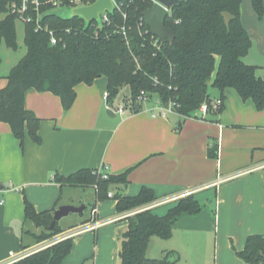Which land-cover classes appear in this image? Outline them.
Returning a JSON list of instances; mask_svg holds the SVG:
<instances>
[{"label": "trees", "instance_id": "obj_1", "mask_svg": "<svg viewBox=\"0 0 264 264\" xmlns=\"http://www.w3.org/2000/svg\"><path fill=\"white\" fill-rule=\"evenodd\" d=\"M11 0H0V43L17 50L16 20L8 14ZM242 0H181L170 9L164 24L174 34L172 42L156 41L149 28L140 19L153 3L151 0L122 2L120 10L109 15V22L84 25L79 18L62 19L57 16L45 22L55 31L58 42L51 45L47 33L35 32L31 25H23L24 55L12 66L7 75V85L0 89V122L9 126L19 147L28 136L40 144L39 119L24 107V94L33 89L48 91L60 98L64 111L75 100L74 87L91 85L96 79L107 80V103L118 98L125 89L129 93L126 103L135 110L141 104L137 98L144 93L150 100L162 105L174 103V113L182 118L196 117L204 102H211L208 89L219 93L223 110V93L233 89L242 101L250 100L257 111L264 108V81L255 74L256 66L248 65L244 58L251 48V40L241 22ZM257 18L264 16V0H251ZM125 16V18L123 17ZM71 32H66L67 28ZM125 29L126 38L121 29ZM1 64V57H0ZM123 99V96L121 98ZM218 147L208 148V157L217 158ZM60 188L95 186L97 201L109 199L110 186L127 184V174L108 175L87 169L66 177L53 175ZM115 209L126 216V229L120 234V264H172L175 253L166 252L160 259L146 256L151 238L167 240L173 225L183 216H196L202 206L193 194L176 199L163 215L154 208L140 209L154 204L157 198L151 189L142 187L134 196L115 194ZM24 200V220L43 232L39 241L49 240L62 230L52 221L50 211L37 213ZM72 250V237H67L50 247L29 254L13 264H62ZM237 256L247 264H264V236L250 235Z\"/></svg>", "mask_w": 264, "mask_h": 264}, {"label": "crops", "instance_id": "obj_2", "mask_svg": "<svg viewBox=\"0 0 264 264\" xmlns=\"http://www.w3.org/2000/svg\"><path fill=\"white\" fill-rule=\"evenodd\" d=\"M241 22L251 40V48L243 60L256 66V76L264 81V16L259 20L249 0H242ZM9 69L0 72V89L7 85ZM98 84V89L83 83L76 85L75 100L67 111L63 110L58 96L48 91L27 90L24 107L40 121L38 135L41 142L35 144L26 136L23 153L9 126L0 122V182L3 183L6 177L10 181L6 190L0 184V264H13L17 262L15 257L45 244V241H35L43 228L24 220L23 198L37 213L50 211L53 215L59 206L75 205L62 202V192L65 188L78 187L60 188L52 180L56 173L63 177L83 169L109 176L126 173L127 184L112 186L110 189L114 190H109V193L134 196L142 187L151 189L157 198L154 204L163 203L154 207V213L163 215L176 199L188 194H193L200 204L198 195L213 189L216 198L217 189L219 194L222 190L218 183L233 177L213 181L218 175L228 176L239 167L264 162V108L257 111L250 100L242 101L233 89H226L223 93L222 112L210 111L203 119L198 118L199 112L196 117L190 118H182L175 113L166 117H151L148 110L153 105L150 104H142L147 106L145 110L141 106L138 110L126 108L122 115L113 113L109 116L106 115L104 105L107 102L102 95L106 92V78ZM208 95L210 100L220 97L217 90L215 95ZM242 127L247 131L238 130ZM214 143L218 147L217 158L211 159L208 148ZM12 158L15 160L10 162ZM250 172L257 174L258 179L253 185L261 189L264 165L238 175L246 176ZM20 185L21 189L15 193L13 190L17 191ZM81 189L95 190L93 186ZM261 196L263 211L251 208L249 214L253 215L252 219L241 224L244 243L239 246L238 252L244 248L248 236H264V195ZM223 201L215 202V212L219 210L218 222ZM209 203L207 207L202 205L203 211L198 215L183 216L173 225L163 252L169 250L177 257L176 253L182 247L181 239L191 244L204 235L211 221L216 219L209 214ZM253 203L252 198L247 202L249 205ZM115 204L116 201L109 208L102 209L94 206L90 216L84 220L83 230L73 226L67 231L61 229L63 232L59 236L87 230L94 216L99 222L97 227L120 222L124 231L126 216L115 213L114 218L100 222L102 215L114 213ZM97 227L92 228L93 231ZM23 236L28 239L24 240Z\"/></svg>", "mask_w": 264, "mask_h": 264}, {"label": "rangeland", "instance_id": "obj_3", "mask_svg": "<svg viewBox=\"0 0 264 264\" xmlns=\"http://www.w3.org/2000/svg\"><path fill=\"white\" fill-rule=\"evenodd\" d=\"M249 4L251 5L250 0ZM62 13L63 15H66L68 12L67 10H64ZM15 24L18 48L17 50L13 51L6 48L2 42L0 43V72H5L14 66L25 53V48L23 45V25L19 22H16ZM103 79L104 77L96 79L90 85L92 89H98V83H101ZM208 93L215 95L216 89L209 87ZM122 96L124 100L121 99ZM128 97V91L123 89L120 92L118 98L113 99L112 106L108 105L109 108L107 109L106 105H104L105 109L115 113L119 106L129 108L128 103H126ZM148 104L154 105V100H151ZM145 107L141 104V109L145 110ZM198 116L199 119H202L199 113ZM238 130L241 132L247 131L244 129V127L239 128ZM19 148L20 152L23 153V146ZM13 160L15 159L12 158V160L9 161L12 162ZM261 165H264V162H253L252 164H247L245 167L237 168L236 171L230 173L228 176L218 175L213 181L224 179L229 176L233 177L218 183V186H221L222 190L219 194V188L217 189L216 198L214 195L215 190L213 189L198 195V198L201 200V206L205 204L207 207L208 203L210 202L209 204L211 206H208V211L211 217L216 218L215 222L211 221V226H208V230H206L204 235L201 238L194 239L191 244H186L181 239L180 242L182 247L179 252L176 253L177 260L172 264H247L237 256L239 246L244 243V239L242 237L243 229L241 224L250 218L252 219L253 215L249 214L251 208L253 211H263L260 201L263 197L261 195H264V183L262 188L258 189L257 186L253 185V183H255V181L258 179V176H255L257 174L251 172V174L248 173L246 176H244L245 174H238L245 170H249ZM9 182V179L6 177L3 179V183L0 182V184H2L6 190L9 188ZM21 187L22 185H20L17 191L16 189L13 191L16 193L21 189ZM93 187L95 188V186ZM110 188H112V186H110ZM251 198L254 203L249 205L247 202ZM61 200L62 202L74 203L75 205L72 206L80 210L69 213L67 216L59 220L58 226L63 231H67L73 226H75V228L78 230H83L84 220L90 216L91 210L94 208V206L97 207V209H102L104 207L109 208L110 205L115 202L114 199L97 201L95 190L81 188H65L62 192ZM217 200H224L220 206L219 222L217 221L219 210L217 213L215 212V202ZM115 213L116 209L111 215H102L100 222L114 218L116 215ZM98 223L99 222H97L96 216H94V220H90V225L88 228H96ZM98 227V229H95V231H93L94 229L84 230L72 236L71 253L62 264H120L118 252L120 250V234L123 232L120 227V222L105 223ZM73 232L75 231H72L71 233H65L60 236L58 234L49 240H42L45 241L43 246H46L45 248L50 247V244L55 240H59L63 237L66 238ZM23 237L24 240L27 238L25 236ZM55 237L57 238L53 239ZM35 241L36 243L42 242L37 240L36 237ZM166 244L167 242L165 240L156 237L151 238L146 250V256L150 259H160L166 254V252L169 251L166 250L163 252ZM40 250V247L36 248L31 251V254Z\"/></svg>", "mask_w": 264, "mask_h": 264}, {"label": "built area", "instance_id": "obj_4", "mask_svg": "<svg viewBox=\"0 0 264 264\" xmlns=\"http://www.w3.org/2000/svg\"><path fill=\"white\" fill-rule=\"evenodd\" d=\"M96 1L97 0H11L7 6V9H8V14L13 16L16 22H19L22 25H31L35 32L47 33L49 36L50 44L55 45L58 42V39L55 35V31L51 30L48 27V24L45 22V20L52 16H57L59 18L65 19L62 13L64 10H67L68 12L72 9L88 7V6H91L93 3H95ZM111 1L113 3L112 11L111 12L104 11V12L99 13L98 23L95 21H90L87 24L81 18L79 17H75V18L81 19L84 22V25L92 24V25H98L100 27L102 24H106L109 22V15L111 13H113L115 10H118V11L120 10L122 2L131 1V0H121V1L111 0ZM151 1L152 3H156V0H151ZM123 17L125 18V16ZM139 21H140V26H141V24L144 23L143 16L141 17ZM72 30L73 29L69 27L65 31L69 33ZM121 32L124 38H126V33H125L124 28L121 29ZM154 38H155V43L156 41L157 42L159 41L156 37ZM103 98L107 102V99H108L107 92L103 93ZM137 100L140 104H148L151 101L149 98H147V96L144 93H141L139 97L137 98ZM154 103L155 104L153 105V107H151V109L148 110L151 117H166L167 115L174 113V108H175L174 103H168L166 106L162 105L158 101H154ZM220 103L221 102L219 99L212 100L211 102H204L198 110V112L200 113V117L203 119L210 111H216L219 108ZM106 108L107 109L109 108L108 103L106 104ZM125 110L126 108L124 106L123 107L119 106L117 110L115 111V113L122 115L124 114ZM100 176L102 179L108 178V175L104 173H100ZM107 197L111 199L113 197V194L108 193ZM161 204L163 203L152 204L149 207L140 209L139 211H142L144 209L154 208ZM136 212L125 214L123 216H129ZM92 228L93 227L88 228L87 230L92 229ZM80 232L81 231H77V233H72L68 235L67 237H72L75 234H78ZM63 239H65V237L59 240H63ZM59 240H55L50 245L57 243ZM45 247L46 246H42L40 248L42 250ZM29 254H31V252L15 257L14 261H19L20 259L24 258L25 256ZM10 255L13 256L12 253H10Z\"/></svg>", "mask_w": 264, "mask_h": 264}, {"label": "water", "instance_id": "obj_5", "mask_svg": "<svg viewBox=\"0 0 264 264\" xmlns=\"http://www.w3.org/2000/svg\"><path fill=\"white\" fill-rule=\"evenodd\" d=\"M121 1V0H115ZM181 0H156L148 9H146L142 16L145 25L149 28L150 32L154 37H156L161 42H172L174 39L173 32L168 29L165 24V18L172 7L178 5ZM113 9V3L111 0H97L91 6L81 7L77 9H72L68 11L64 18L72 19L75 17L81 18L85 23L90 21H95L98 23V15L101 12L108 11L111 12ZM135 110H138L136 107ZM107 115L113 116V112L107 110ZM2 187L0 186V189ZM79 209L73 206L64 205L58 207L52 215V221L47 231H52L55 223H57L61 218L67 216L69 213L77 212ZM80 211V210H79Z\"/></svg>", "mask_w": 264, "mask_h": 264}]
</instances>
